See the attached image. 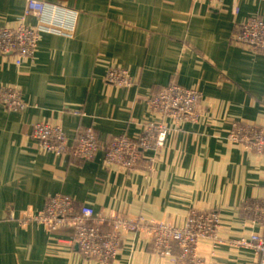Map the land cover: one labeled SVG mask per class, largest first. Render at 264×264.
Segmentation results:
<instances>
[{
	"label": "crops",
	"instance_id": "1",
	"mask_svg": "<svg viewBox=\"0 0 264 264\" xmlns=\"http://www.w3.org/2000/svg\"><path fill=\"white\" fill-rule=\"evenodd\" d=\"M40 1L62 13L55 24L28 11V0H0V28L20 20L60 26L40 32L31 60L16 65L0 55V93L18 87L26 104L8 110L0 102V264H177L152 252L139 228L123 233L120 252L101 263L58 242L69 228L12 225L57 193L106 218L103 231L110 216L181 226L190 210L215 211L219 242L200 241L198 264H259L253 249L232 241L264 234V220L247 209L264 206V152L228 134L240 122L264 127V51L235 41L246 19L264 21V0ZM113 68L125 69L132 83L106 82ZM169 82L200 93V120L175 127L165 119L171 129L163 146L133 170L106 164L102 153L85 160L44 151L32 136L33 124L49 123L70 136L90 126L104 145L119 134L137 137L148 121H163L146 113L143 99Z\"/></svg>",
	"mask_w": 264,
	"mask_h": 264
},
{
	"label": "built area",
	"instance_id": "2",
	"mask_svg": "<svg viewBox=\"0 0 264 264\" xmlns=\"http://www.w3.org/2000/svg\"><path fill=\"white\" fill-rule=\"evenodd\" d=\"M218 2L220 0H209ZM28 11L40 20L56 23L62 13L58 7L40 0H28ZM234 13L238 8L234 7ZM64 13V12H63ZM46 15L48 18L45 20ZM73 25L78 19L71 17ZM43 23V24H44ZM60 25L65 28L61 22ZM57 28L46 25L28 27L22 20L15 26L0 28V55L14 56L16 65L23 59L31 60L43 30L60 32ZM237 43L243 44L252 51H264V21L251 17L244 21L241 31L235 36ZM105 81L119 87L132 83L131 76L125 69H109ZM201 95L197 90L183 87L176 82H169L158 92L144 97L145 111L148 115L159 116L163 121H148L140 135L131 138L125 134L116 135L108 145L100 141L92 127H84L74 136H70L58 125L35 123L32 136L44 151L57 155H75L90 160L100 153L106 164H116L128 170L136 168L143 155L163 146L171 127L164 122L172 121L178 127L181 123H197L200 120ZM0 102L8 110H21L26 104L22 100L18 87H4L0 93ZM228 140L241 143L245 148L264 152V127L240 122L233 125ZM152 159L147 158L144 169L151 171ZM247 209L255 213V217L264 220V206L253 204ZM106 218L96 216L91 207L76 203L62 193H57L45 200L43 207L35 213H24L12 218L14 227L31 223L46 225L52 231L71 229V235L58 239L59 243L77 245L81 254L88 259L101 263L111 262L121 250V235L128 230L135 231L143 227L152 242V252L162 259L177 264H198L196 252L203 239L219 242L216 236L219 227V216L215 211L190 210L185 223L176 226L171 223H157L137 218L130 221L123 218L108 217L111 228L103 231L99 226ZM232 244L241 248H251L259 255V264H264V234L240 238Z\"/></svg>",
	"mask_w": 264,
	"mask_h": 264
},
{
	"label": "rangeland",
	"instance_id": "3",
	"mask_svg": "<svg viewBox=\"0 0 264 264\" xmlns=\"http://www.w3.org/2000/svg\"><path fill=\"white\" fill-rule=\"evenodd\" d=\"M139 229H143V230H145L143 227H139ZM146 231V230H145ZM149 236V235H148ZM149 241L151 242V240L149 239ZM151 244H152V242H151ZM152 247H153V245H152Z\"/></svg>",
	"mask_w": 264,
	"mask_h": 264
}]
</instances>
